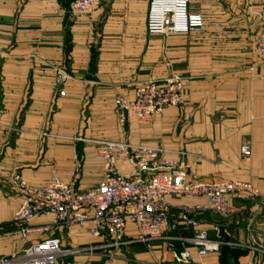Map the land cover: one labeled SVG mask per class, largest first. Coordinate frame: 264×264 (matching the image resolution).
I'll return each mask as SVG.
<instances>
[{"label": "crops", "instance_id": "crops-1", "mask_svg": "<svg viewBox=\"0 0 264 264\" xmlns=\"http://www.w3.org/2000/svg\"><path fill=\"white\" fill-rule=\"evenodd\" d=\"M72 1L0 0V257L25 245L13 222L23 196L12 177L33 186L56 174L70 182L80 167L77 185L88 189L104 178L95 140H115L164 148L191 176L247 182L258 195L231 194L226 217L208 208L205 196L171 200L170 218L190 212L219 242L217 251L201 253L189 242L193 228L181 224L163 239L124 246L117 258L58 264H163L185 248L198 264H264V61L255 50L264 0L192 4L203 28L167 37L147 32L150 0H105L90 16L72 15ZM172 71L184 77V104L149 122L130 115L122 124L116 99L133 101L141 83ZM119 169L134 171L125 159ZM52 222L40 215L30 223ZM49 235L67 246L94 241L85 228L59 224L29 239Z\"/></svg>", "mask_w": 264, "mask_h": 264}, {"label": "built area", "instance_id": "built-area-1", "mask_svg": "<svg viewBox=\"0 0 264 264\" xmlns=\"http://www.w3.org/2000/svg\"><path fill=\"white\" fill-rule=\"evenodd\" d=\"M105 0H74L69 12L74 16H90L101 8ZM204 0H150L146 29L149 35L170 36L188 33L204 26L200 13L190 11L191 5ZM255 50L264 61V17ZM59 78L58 81H61ZM63 95L64 92L60 91ZM184 77L172 71L163 80L150 78L141 83L133 101L125 96L116 99L119 121L125 124L130 115L140 122H149L154 115L170 107L184 104ZM95 155L103 161V180L81 189L77 180L80 167L70 171L73 180L64 182L56 174L45 184L33 186L19 175L12 182L22 193L13 222L20 229L24 246L13 253L6 264H58L60 258L96 256L117 257L118 251L130 243H146L163 239L168 230L179 225L191 227L194 234L189 242L201 253L217 251L219 242L209 238L203 222L190 212H181L170 218V202L175 197L205 196L208 208L226 217L231 194L250 192L257 196L251 184L238 180L207 182L191 176L184 164L165 156L164 148L130 141L95 140ZM250 145L242 147L247 154ZM125 159L133 167L126 176L119 169V160ZM52 215V223L31 224L35 216ZM52 224L64 228L79 226L88 230L94 241L77 246L62 245L59 238L49 235L31 241L52 229ZM219 231V224H213ZM173 246V244H171ZM163 264H198L190 249L175 254V260Z\"/></svg>", "mask_w": 264, "mask_h": 264}, {"label": "rangeland", "instance_id": "rangeland-1", "mask_svg": "<svg viewBox=\"0 0 264 264\" xmlns=\"http://www.w3.org/2000/svg\"><path fill=\"white\" fill-rule=\"evenodd\" d=\"M74 1V0H73ZM72 1V2H73ZM149 242V241H148ZM148 242H146V243H148ZM137 243V242H136ZM139 243V242H138ZM142 245H145L144 243H141ZM125 247H127V246H125ZM125 247H122L119 251H118V255H117V257L120 255V253H122L123 252V248L125 249ZM129 247V246H128ZM11 255L12 254H10V255H7V256H1L0 257V264H6V262H5V260H8L10 257H11ZM117 257H115V258H117ZM106 259V258H105ZM111 259H113V258H111ZM10 264H12V263H10Z\"/></svg>", "mask_w": 264, "mask_h": 264}]
</instances>
